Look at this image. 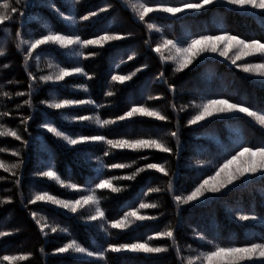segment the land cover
Segmentation results:
<instances>
[{
    "label": "trees",
    "instance_id": "obj_1",
    "mask_svg": "<svg viewBox=\"0 0 264 264\" xmlns=\"http://www.w3.org/2000/svg\"><path fill=\"white\" fill-rule=\"evenodd\" d=\"M46 2L47 0H40V3ZM53 2L66 13L71 10L69 5L72 0H53ZM169 2L180 3L182 0H169ZM119 3L121 6L119 15L131 23V27L128 29L123 30L119 27L121 25L119 19L112 21L116 19V16H119L116 14ZM106 4L111 5L108 13H103L91 21L79 22L78 27L72 30L65 25L56 12L46 7L29 8L16 5L25 11L27 16L21 18L17 14L14 20L7 25L10 29L8 34L0 29V40H3L6 35L8 36L7 49H4L6 54L0 58V112H7L8 116L0 117V124L18 130L23 140L27 141L25 145L11 137H0V148L6 149V151L0 152V160L7 164L23 161L22 167L17 170V177H12L0 170V199L8 197L13 201L12 204L0 206V231L6 230L12 233L9 237L0 238V256L31 254L27 261L17 262V264H97L96 261L86 257H68L53 255V253L57 247L66 243L68 238H75L86 247L93 246L98 242L104 243L106 246L107 243L146 239L148 235H151L148 234L149 231L154 229L160 231L169 226L176 229L177 242L182 249L181 256L195 254L190 252L189 246L191 249H196L197 252L207 250L208 246L196 238L198 234H205L208 239L215 238L216 242L221 243L234 242L242 245L251 242L253 238L264 232V227L260 225L242 226L240 222L234 220L232 209L234 206H238L264 217V194L261 191L264 189V182L258 179L252 183L246 182L243 187L236 186L231 193L218 197L214 201L209 200L207 204L183 206L179 211L172 201L171 194L166 191L141 196L149 187L166 188L168 177L148 171L138 176L135 181H115V185L121 186L125 190L121 193H111L107 189L99 191V194L105 197L101 203L109 220L118 219L123 211L130 207H136L140 196L141 200L157 202L161 207L142 210L147 214L158 216L156 221L145 222L138 229L123 233L111 230L113 235L110 238L105 236L98 223L85 224L79 213L72 214L64 209H57L54 206L41 203L36 205L27 203L31 194L38 190L48 191L62 199H75L82 194L61 188L54 182L34 175L49 161L63 179L82 188L94 186V182H98V180L93 181L92 179L98 176L99 165L95 163L97 157L105 164L129 163L135 160L137 164L134 167L143 166L149 162L164 163L170 172L176 174L173 180L176 194H187L199 182L198 180L202 179L201 176L206 177L212 173L214 170L212 164L221 163L226 154H231V148L234 147L233 142L237 137L235 129L241 131L245 138L244 142L253 146L264 144V130H261L248 118L216 122L211 125H208V122H203L202 125L188 127L187 120L193 110L187 107L184 112L178 111L181 106H189L192 102H198L201 97L219 96L245 102L257 110L264 109V88L260 87L256 78L248 77L224 58L214 55L209 56L203 63L194 62L183 73L174 74L173 65L171 63L162 64L159 56L151 50L160 40V34L149 33L144 25L136 19L124 0H83L77 8L78 15L86 14L88 11L96 10ZM33 17L47 19L56 31L65 34L75 33L83 39L93 38L105 30L125 35L128 38L105 45L103 49L84 50L86 54L97 53L96 56L89 59H70L66 50L55 46H42L41 49H37L33 59L26 67L23 61L24 53L16 48L15 33L20 31L24 38H39L40 35H43L44 33L39 28L41 21L32 19ZM157 22L163 28V36L168 39L182 40L188 32L192 34L213 33L223 29L242 38L264 40V25H261L260 14L253 10L231 9L225 5H217L201 13H190L186 17H158ZM132 23H135L136 26H133ZM27 29L32 33L31 36L25 35L24 31ZM129 33L133 35L130 36ZM138 43L139 50L134 53L135 59L131 61L125 59L126 54L131 53ZM37 56H39L38 64ZM249 59L256 60L257 58L250 57ZM115 62L119 68L114 65ZM49 63H60L66 67L79 65L93 77L90 81L82 77L67 78L65 84L84 83L89 92L83 93L66 87L60 91V96L70 99L92 98L98 104L105 105L99 110L102 118L114 119L134 104H145L159 108L169 117V122L137 117L132 121L120 122L106 129H99L95 125L68 124L54 110L47 109L44 104L40 103L41 100L49 98L51 88L59 86L41 85L38 79L34 86V107L28 108L24 104L27 96L20 97L16 93L28 91L29 72L37 78L47 75ZM238 63H242V61H238ZM5 64L9 67L4 68ZM145 64H147V68H143ZM138 67L143 70L138 72L131 81L124 85L112 82L108 85L110 75H121L122 70L125 69H129L128 73H130ZM161 72H164V79L167 80V83L163 79H157ZM169 85L175 87V93L168 90ZM191 89L194 91L190 92ZM108 90L114 91L115 95L107 97L105 92ZM4 92H8L11 98L4 97ZM149 95L160 96L162 99L148 100ZM144 97L146 98L143 99ZM172 104L176 105L177 111H173ZM73 111L79 115H88L93 110L85 107ZM45 113L48 114L47 117ZM28 116H31L32 119L28 120L25 125L22 120ZM46 118L73 135L99 134L108 138L122 136L138 138L164 136L167 132L177 131L179 133V149L177 150L176 140L164 136L169 146L173 148L172 155L155 151L133 153L124 150L105 157L103 155L105 146L95 144L86 146L90 159L85 161L77 150L65 146L63 142L58 141L40 127ZM25 127L28 129L27 131L24 130ZM13 151L19 152L20 157L12 156L11 152ZM196 153L203 157H196ZM143 155H148L149 159L147 161L140 159ZM197 161L211 163L199 167ZM133 170L134 168L109 171L104 168L99 175L103 177L125 175ZM16 178L20 179L19 187L15 184ZM33 211L45 216L52 224L67 229V234L49 233L48 238L45 239L40 234L35 221L31 219L30 213ZM185 222H188V226L184 227ZM152 243L170 244L169 241L164 240L152 241ZM41 247L45 249V253L40 252ZM109 264H180V261L175 252L170 251L158 257H129L127 260L109 254Z\"/></svg>",
    "mask_w": 264,
    "mask_h": 264
},
{
    "label": "snow or ice",
    "instance_id": "obj_2",
    "mask_svg": "<svg viewBox=\"0 0 264 264\" xmlns=\"http://www.w3.org/2000/svg\"><path fill=\"white\" fill-rule=\"evenodd\" d=\"M83 0H72L69 12L62 11L56 6L53 0H47L46 3H40V0H0V29L5 34H8L10 29L7 26L12 22L18 14L21 18L26 17L27 13L16 5L26 7H46L57 13L58 17L70 29H76L79 22H87L98 18L103 13H108L111 5L106 4L98 7L96 10L88 11L86 14L78 15L77 8ZM124 3L131 9L138 21L144 25L149 33L160 34V40L156 46L151 50L155 52L162 64L171 63L173 65L172 71L174 74L185 72L194 62H205L209 56H218L224 58L232 66L237 68L239 72L246 74L248 77L256 78L260 87L264 88V40L259 38H242L239 35L233 34L227 30H219L213 33L192 34L188 32L181 39H168L163 36V28L157 22L158 17H186L190 13H201L217 5H225L231 9L240 11L253 10L260 14L261 25H264V0H182L180 3H171L169 0H124ZM78 17V18H77ZM32 19H39L33 17ZM40 30L44 33L39 38H24L20 31L15 33L17 40L16 48L23 52V61L25 66L33 59L34 53L42 46H55L59 49L66 50L70 59H89L97 55L96 52L85 53L84 50L89 48L103 49L105 45L113 44L114 42L126 40L128 37L119 33L105 30L102 34H98L93 38L83 39L78 34H65L55 30L50 22L39 23ZM148 43V41H145ZM231 53V54H230ZM6 53L0 51V57ZM250 57L257 58L250 60ZM203 58V59H201ZM135 59V54L128 56V60ZM37 64L39 63V56L36 57ZM242 61V63H238ZM123 63V61H121ZM4 68L9 67L5 64ZM48 74L41 75L39 78L29 72V84L27 92H17L16 95L20 97L27 96L24 104L28 108H33V93L35 91V84L37 79L41 85H53L49 91L51 95L47 100H41L47 109L54 110L63 121L68 124H87L95 125L99 129H106L110 126L117 125L120 122L132 121L134 118H150L159 122H169V117L165 115L159 108L150 107L145 104H134L122 115L114 119L102 118L99 110L105 105L98 104L92 98L86 99H70L62 98L60 91L63 88L71 87L74 90L88 93L89 89L84 83L65 84L69 77H82L87 80H92L93 77L89 75L83 67L73 65L71 67L63 66L60 63H49ZM119 68V65H116ZM147 64L143 68H147ZM142 68H136L128 74L120 75L113 74L111 82L113 84L124 85L131 81L133 77L141 72ZM157 79H164V72H161ZM170 92L175 93L174 86L169 85ZM4 97L11 98L8 92L3 93ZM107 97H112L115 92L108 90L105 92ZM160 96H148V100H159ZM90 108L93 111L88 115L76 114L73 110L77 108ZM190 107L193 111L190 118L187 120V126L202 125L203 122H208V125L216 122H224L231 120H248L259 126L264 130V109L257 110L248 106L245 102L234 101L227 97H201L198 102H192L189 106H181L178 111L184 112ZM173 111H177L176 105L172 104ZM8 116L7 112H0V117ZM47 117L48 114L45 113ZM32 119L28 116L22 120V123L27 125L28 120ZM207 126V125H203ZM40 127L45 129L58 141L71 149L77 150L78 154L85 161L89 160L87 147L89 145L102 144L104 145L103 155L108 157L115 152H122L124 150L133 153H142L147 151H155L158 153L173 154V148L169 146L164 136L171 137L177 141V150L179 149V133L171 131L164 134V136H147L138 138H129L122 136L120 138H108L105 135H73L63 130L62 127L49 119H45ZM27 131V127L24 129ZM237 137L234 140V147L231 148V154H226L221 163L212 164L214 169L210 175L199 180L198 183L187 192V194H176V187L174 185L175 173L170 172L164 163L149 162L143 166H136L137 161L133 160L129 163L113 162L105 164L96 158L95 163L99 165L97 168V177H93L94 186L80 187L74 183L66 181L53 168L51 162L44 164L42 169L37 170L34 175L45 178L48 181L54 182L61 188L70 189L74 192L82 193L75 199H62L48 191L38 190L31 194L27 200L28 204L36 205L38 203L54 206L57 209H64L72 214H81L80 218L85 224H99L101 231L106 237H111L116 230L117 233L127 232L128 230L138 229L145 222L156 221L159 217L150 215L142 210L158 209L161 205L157 202L139 201L136 207H130L123 211V214L118 219L109 220L102 207V197L99 191L107 189L111 193H121L125 189L114 184L115 181H135L142 173L153 171L168 177L166 188L149 187L144 196L151 193H161L166 191L171 194L173 203L177 206L179 211L183 206H195L197 204L204 205L209 200H215L218 197L226 196L228 193L234 191L236 186L243 187L245 183H252L255 180L264 182V144L253 146L244 142L239 129H235ZM0 137H11L14 140L20 141L22 144H27L24 141L18 130L0 124ZM6 149L0 148V152ZM12 156L20 157L17 151L11 152ZM140 159L147 161L148 155H143ZM206 163L197 161L199 167H204ZM23 161L20 163L7 164L0 160V170L8 173L12 177H17V170L22 167ZM107 168L109 171L113 169L124 170L133 169L129 174L112 175L109 177L100 176L102 169ZM17 187L20 186V179H15ZM264 194V189L261 190ZM23 202V201H22ZM11 198L5 197L0 199V206L12 204ZM31 219L35 221L40 234L47 239L49 233L67 234V229L52 224L45 216L33 211L30 213ZM232 216L235 221L240 222L244 227L249 225H260L264 227V217L251 211L244 210L241 207L234 206L232 209ZM12 233L6 230L0 231V238L11 236ZM202 244L207 245V250L196 251L191 249L188 256H181L182 249L180 248L177 238L176 229L171 226L156 231L148 235L146 239H132L121 243H96L93 246L86 247L75 238H68L66 243L57 247L53 255L68 256V257H86L97 262V264H109V254L127 260L129 257H158L161 254L174 251L179 257L180 264H264V232L258 237H255L249 243L238 245L234 242L221 243L216 242L215 238L208 239L205 234H198L196 237ZM169 241L170 244H153L152 241ZM41 253H45L43 247L40 248ZM31 254L18 255H2L0 256V264H17V262L27 261Z\"/></svg>",
    "mask_w": 264,
    "mask_h": 264
},
{
    "label": "rangeland",
    "instance_id": "obj_3",
    "mask_svg": "<svg viewBox=\"0 0 264 264\" xmlns=\"http://www.w3.org/2000/svg\"><path fill=\"white\" fill-rule=\"evenodd\" d=\"M121 6H120V3L117 5V8H116V14H118L119 15V13H120V8ZM127 7V6H126ZM39 18V20L40 21H43V22H50L49 20H45L44 18H41V17H38ZM121 18V19H120ZM119 19V21H120V23H121V25L119 26L121 29H128L129 27H131L130 25H131V23H129V21L127 20V19H124V17H121L120 15L119 16H116V19H113L112 21H115V20H118ZM117 22V21H116ZM51 23V22H50ZM133 24V26H136L135 25V23H132ZM61 29V28H60ZM137 31V30H136ZM24 33H25V35H28V36H31L32 35V33L31 32H29V30L27 29V30H25L24 31ZM130 34V36H132L133 34L132 33H129ZM7 41H8V36L6 35L5 36V38H3V40H0V51H5L4 49H7ZM138 45H139V43L137 44V46H135L132 50H131V53L129 52L128 53V55L126 54V57H125V59H127L128 60V56L129 55H132L133 53H136V51H138L139 50V48H138ZM5 56V55H4ZM3 56V57H4ZM0 58H2V57H0ZM50 58H51V56H50ZM114 65H116V62L114 63ZM128 71H129V69H125V70H122V74H124V73H128ZM120 73H121V71H120ZM121 74V75H122ZM157 77V76H156ZM110 82H111V75H110V77L108 78V85L110 84ZM194 90L193 89H191L190 90V92H193ZM146 97H144L143 99H145ZM142 99V100H143ZM128 108V107H127ZM196 157H203V155H201V154H197L196 153ZM113 170H116V169H113ZM202 178H204V176H201ZM200 180V179H199ZM198 180V181H199ZM142 197H143V194L141 195ZM139 197V199L137 200V202H139L141 199H142V197ZM188 224V222H185L184 223V227L185 226H188L187 225ZM160 228V227H159ZM158 229H154V230H151V231H149V233L148 234H152V233H154V232H156ZM159 263H161V262H159Z\"/></svg>",
    "mask_w": 264,
    "mask_h": 264
}]
</instances>
